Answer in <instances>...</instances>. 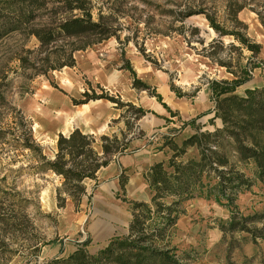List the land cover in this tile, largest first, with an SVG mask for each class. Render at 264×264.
<instances>
[{
    "label": "trees",
    "instance_id": "trees-1",
    "mask_svg": "<svg viewBox=\"0 0 264 264\" xmlns=\"http://www.w3.org/2000/svg\"><path fill=\"white\" fill-rule=\"evenodd\" d=\"M131 1L0 0V41L13 34L20 35L25 43L13 54L18 66L30 69L32 75H47L65 66H75V52L112 36L118 38L117 33L122 28L119 18L129 17ZM139 1L150 10L170 17V23H179L169 31L182 35L187 43L199 28L186 25V19L201 15L215 36L206 45L199 38L203 45L199 53L225 68L231 77L208 79L212 107L189 120H181L176 133L164 136L160 149L167 147L170 153L154 161L142 173L149 200L121 198L131 213L126 233L111 236L94 253L87 249L88 238L76 241L75 249L66 256H54L41 264H181L175 247L165 239L184 211L182 202L193 198L210 199L229 210V218L218 224L223 233L236 230L250 233L252 238L264 236V210L243 214L235 202L238 195L250 190L251 186L264 185V85L237 93V88L263 63L257 58L262 44L247 34V24L238 14L249 8L264 30V0H166L165 5ZM185 27L190 29L189 34L184 32ZM224 37L231 41L224 43ZM32 38L37 44L26 48V42ZM126 39L129 38L126 36ZM243 49L250 52L245 63L241 62ZM128 69L135 74L131 66ZM133 86L148 90L149 96H154L171 117L178 115L163 102L160 93L149 90L150 87L139 79L133 78ZM99 89L100 93L90 88L91 92H81L80 99H70L74 105L108 99L116 108L127 106L120 117L130 118L125 120L126 130L120 132V137L115 133L96 137L74 127L67 134L58 133L56 152L49 158L33 137L30 120L20 110L15 112L12 125L3 131L12 136L16 148L28 151L31 162L27 166L34 173L51 172L60 177L56 187L58 208H63L67 199L77 207L87 193L85 180H94L96 184V173L101 167L132 151L129 148L132 136L127 137V133L137 120L152 112L109 95L102 87ZM170 90L178 97L185 95L174 86H170ZM0 100L2 106L10 107L1 94ZM127 112L132 114L125 115ZM206 114H211L206 123L197 121ZM205 125L211 128L204 129ZM181 133L185 134L179 135ZM177 136H181L179 142L175 140ZM126 171L122 169L118 175L122 194L128 179ZM4 179L5 176L1 178ZM90 196L91 193L88 198ZM29 202L23 191L0 186V261L7 260L6 255L14 252L7 249L11 240L23 238L33 255L47 244L42 238L28 236L27 227L32 224L26 212ZM258 220H262L261 227L254 225Z\"/></svg>",
    "mask_w": 264,
    "mask_h": 264
},
{
    "label": "rangeland",
    "instance_id": "rangeland-1",
    "mask_svg": "<svg viewBox=\"0 0 264 264\" xmlns=\"http://www.w3.org/2000/svg\"><path fill=\"white\" fill-rule=\"evenodd\" d=\"M150 1L157 5L166 4V0ZM130 4L129 17L126 20L119 18L122 28L117 33L118 38L112 36L75 52V66H65L47 75H32L30 69L23 70L18 66L13 54L23 43L20 35L13 34L0 41V94L10 105L2 106L0 100V186H12L23 191L24 196L30 199L26 209L32 219V224L27 227L28 236L47 242L37 255H33L29 253L27 241L23 238L11 240L7 249L14 252L10 256L6 255L7 260L2 259L0 264H41L60 253V250L63 255L56 256H66L75 247L76 241L86 238L90 240L88 251L94 253L107 243L109 235H120L127 230L131 213L122 197L127 200H149L147 187L127 184L122 194L119 184L111 185L113 177H109L97 180L96 184L94 180H85L87 193L82 196L79 205L76 207L67 199L65 206L58 208L56 187L60 184V177L51 172L34 173L27 166L31 162L28 151L16 148L12 136L3 133L12 125L17 110L30 120L33 137L42 146L44 154L52 158L62 127V133L67 134L78 127L74 124L87 127L92 122L95 126L105 123L101 132L91 133L96 137L113 133L120 137V132L126 130L125 120L130 118L120 117L128 109L127 106L116 108L108 99L74 105L71 97L80 99L81 92H91L90 88L100 93L99 87H102L109 95L125 102L128 93L135 90L136 96L140 94L146 97V105H149L148 90L133 86V78H137L148 85L149 90L160 93L163 102H167L178 115L170 119L172 129L161 133L152 130L153 114L147 112L146 117L137 120L127 133V137L132 136L129 148H145L151 159H163L170 153L167 147L160 149L164 136L170 137V133H176L181 120H189L192 114L210 106L207 80L231 77L225 68L199 53L203 46L199 38L206 45L215 36L201 15L191 16L185 21L186 25L192 24L199 28V32L187 43L182 35L169 31L171 26H178L179 23H170V17L150 10L142 1L132 0ZM238 16L247 24V34L262 44L257 58L262 59L263 63L253 70L247 82L237 88V93L243 94L245 88L264 85V30L255 12L249 8L242 9ZM184 32L189 34L190 29L185 27ZM222 40L227 43L231 38L224 37ZM36 44L32 38L25 47L33 48ZM241 54V62L245 63L250 52L243 49ZM129 66L135 74L129 71ZM170 86L179 88L185 95L176 96ZM129 113L125 115L132 114ZM198 119L205 120L207 115ZM68 121L69 126L66 124ZM180 139L181 136H177L175 140L179 142ZM143 162L147 164L148 159ZM145 170L129 167L127 178H133L136 172L143 173ZM3 176L5 179L1 180ZM105 186H111L107 193L102 192ZM235 202L243 214L261 212L264 210V185L251 186L250 190L240 193ZM181 208L183 213L165 239L170 246L175 247L181 264H264V236L252 238L250 233L236 230L222 232L218 224L230 216L226 207L210 199L193 198L182 202ZM261 221H256L254 225L261 227ZM102 224L108 227L109 235L94 234L93 225L101 230Z\"/></svg>",
    "mask_w": 264,
    "mask_h": 264
},
{
    "label": "crops",
    "instance_id": "crops-1",
    "mask_svg": "<svg viewBox=\"0 0 264 264\" xmlns=\"http://www.w3.org/2000/svg\"><path fill=\"white\" fill-rule=\"evenodd\" d=\"M143 97L144 96H142L140 94L137 97L136 96V91L134 90L133 93H131V92L128 93L127 98H126V101H129V102H131L133 104H136V105H139L140 104V106L143 109H145V110L146 109H149V110L152 111L151 112L153 114L152 126H151L152 130L160 131L161 133H162L163 130L164 131L168 130L171 127L170 125H173V124H172V121H166V118L171 119L173 117H171V116L168 115L167 110L162 106V104L160 102H158L156 100V98L154 96H150V98H148L149 99L148 100L149 101V105H146V97L145 98H143ZM97 101H99V100H94V101H90V102L94 103V102H97ZM165 103L167 104V102H165ZM86 104L87 103H84L82 105H86ZM211 107H212V104L210 102V106H207L206 107V110H201L199 112L197 111L195 114H192L190 116V118L191 117H195L197 114H200V113H203V112L209 110ZM206 115H207V119L211 116V114H206ZM142 117H146V115H144ZM207 119H205V120H199V119H197V121L200 122L201 124H204V123L207 122ZM184 120H186V119H184ZM86 121H88V120L86 119ZM92 123H88V126H89V127L87 126L88 128L84 124H74V126H78L79 128H81V130L83 132H89V133H91V132H93V133H99V132H101V129L105 128V126H106L105 123H102L101 125H96V126L93 125ZM66 124L69 126L70 122L68 121ZM72 128H73V125L70 126V130ZM203 128L204 129H210L211 127L209 125H205ZM62 131H64L63 130V127H62L61 132ZM184 131H187V130L185 129ZM150 157H151L150 153H148L145 148L144 149L132 150L129 153H126L124 155L118 156L115 159H113L107 166L101 167L97 171V173H96L97 180H99L101 178L107 179L109 177H113L112 182H111L112 183L111 185L116 186L117 183H118V175H119V173H120V171L122 169H128L129 167H134V168H138V169H144V168L147 169L154 161L160 159L158 157H156V158L154 157L153 159H151ZM144 159H145V161H146V159H148L147 164H146V162L145 163L143 162ZM135 174L136 175L133 178H130V179L128 178L127 179L126 185L128 184V185H130L132 187H134V186L135 187L136 186H139V187L140 186L147 187V185H146V183H145V181L143 179V176H142V171L141 172H136ZM108 189H111V186H105L102 189V192L107 193V190ZM98 200L103 201L101 198H98ZM146 200H147V198H146ZM92 229H93L94 234H96V235H99V234H102L104 236L105 235H109L108 227H106L105 224L104 225L102 224V229L101 230H99L96 227V225H93V228ZM124 233H126V230H124L120 234H124ZM111 236H114V235L113 234L112 235H109L108 239ZM108 239H107V241H108ZM74 249H75V247H73L72 249H70L66 253V255L68 253H70L71 251H73ZM60 254L63 255V252L62 253H57V254H55L53 256L60 255Z\"/></svg>",
    "mask_w": 264,
    "mask_h": 264
},
{
    "label": "bare ground",
    "instance_id": "bare-ground-1",
    "mask_svg": "<svg viewBox=\"0 0 264 264\" xmlns=\"http://www.w3.org/2000/svg\"><path fill=\"white\" fill-rule=\"evenodd\" d=\"M44 198H45V197H44ZM44 198H43V199H44Z\"/></svg>",
    "mask_w": 264,
    "mask_h": 264
}]
</instances>
